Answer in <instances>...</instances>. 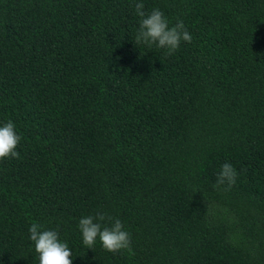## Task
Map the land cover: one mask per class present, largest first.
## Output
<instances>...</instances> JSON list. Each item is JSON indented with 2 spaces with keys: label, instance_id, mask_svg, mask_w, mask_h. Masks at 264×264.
Instances as JSON below:
<instances>
[{
  "label": "trees",
  "instance_id": "16d2710c",
  "mask_svg": "<svg viewBox=\"0 0 264 264\" xmlns=\"http://www.w3.org/2000/svg\"><path fill=\"white\" fill-rule=\"evenodd\" d=\"M137 2L192 42L135 44ZM8 120L22 140L0 160V264H39L33 223L73 264H264V0H0ZM225 162L230 190L213 187ZM97 212L131 252L83 244Z\"/></svg>",
  "mask_w": 264,
  "mask_h": 264
},
{
  "label": "clouds",
  "instance_id": "9594fccd",
  "mask_svg": "<svg viewBox=\"0 0 264 264\" xmlns=\"http://www.w3.org/2000/svg\"><path fill=\"white\" fill-rule=\"evenodd\" d=\"M144 8L143 2L134 5L136 15L141 18L134 39L135 44L143 43L149 48L155 45L157 48L165 49L166 55L171 56L178 50L181 42H192V35L183 20H177L170 26L167 16L161 9L153 8L146 13ZM21 140L22 136L17 133L13 121L8 120L0 126V160L18 158L20 154L16 149ZM236 179V169L231 163L225 162L217 173L213 187L226 186L225 190H230L235 185ZM78 227L83 244L87 248L93 249L99 238L103 248L113 254L122 250L132 251L131 234L125 230L119 218L97 212L95 215L80 218ZM42 228L39 223H33L29 227V239L34 242L35 251L39 255V264H73L72 250L67 242L60 240L59 232L41 230Z\"/></svg>",
  "mask_w": 264,
  "mask_h": 264
}]
</instances>
